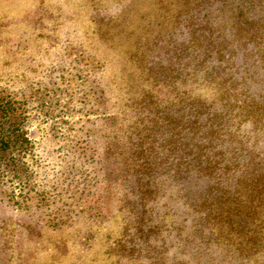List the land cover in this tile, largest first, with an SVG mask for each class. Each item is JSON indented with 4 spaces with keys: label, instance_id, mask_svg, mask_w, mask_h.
Segmentation results:
<instances>
[{
    "label": "rangeland",
    "instance_id": "1",
    "mask_svg": "<svg viewBox=\"0 0 264 264\" xmlns=\"http://www.w3.org/2000/svg\"><path fill=\"white\" fill-rule=\"evenodd\" d=\"M263 48L261 0H0V94L33 145L26 203L0 177V264H264L200 213L264 165Z\"/></svg>",
    "mask_w": 264,
    "mask_h": 264
},
{
    "label": "trees",
    "instance_id": "2",
    "mask_svg": "<svg viewBox=\"0 0 264 264\" xmlns=\"http://www.w3.org/2000/svg\"><path fill=\"white\" fill-rule=\"evenodd\" d=\"M261 3L264 4V0ZM260 57L263 62H258L264 68V55ZM249 107L247 112L254 113V123L264 119V102ZM26 119L24 102L0 94V177L9 176L17 181L20 193L14 190L12 193L14 197H21L23 203L29 200L33 174L26 158L33 147L25 130ZM214 133L212 130L210 136ZM211 158L208 156L203 161L206 165L202 167L213 171L217 163L212 164V160H216ZM241 169L239 177L228 178V184L222 188L221 183L214 179L210 192L212 195L203 197L200 213H205L203 221L217 239L224 240L227 245L235 246L241 252L264 253V165H254L250 159L245 161ZM35 194L42 193L36 191Z\"/></svg>",
    "mask_w": 264,
    "mask_h": 264
}]
</instances>
